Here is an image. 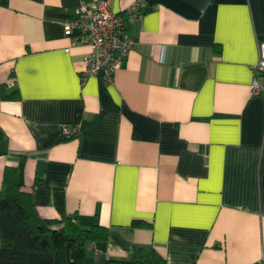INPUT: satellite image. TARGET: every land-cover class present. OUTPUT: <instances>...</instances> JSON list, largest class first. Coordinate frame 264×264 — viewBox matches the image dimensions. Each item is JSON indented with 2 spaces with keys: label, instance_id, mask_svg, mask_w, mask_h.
<instances>
[{
  "label": "crops",
  "instance_id": "1",
  "mask_svg": "<svg viewBox=\"0 0 264 264\" xmlns=\"http://www.w3.org/2000/svg\"><path fill=\"white\" fill-rule=\"evenodd\" d=\"M83 1L0 0V188L17 167L40 217L62 189L105 226L82 264H264V0H112L134 43L111 81L82 79L89 47L64 30Z\"/></svg>",
  "mask_w": 264,
  "mask_h": 264
},
{
  "label": "trees",
  "instance_id": "2",
  "mask_svg": "<svg viewBox=\"0 0 264 264\" xmlns=\"http://www.w3.org/2000/svg\"><path fill=\"white\" fill-rule=\"evenodd\" d=\"M16 91L2 94L16 98ZM3 132L0 129V141ZM53 203L61 217L44 219L35 209L30 192L21 188L17 167L6 166L0 188V264H82L88 243L107 237L105 226L82 228L65 213V194L53 191ZM106 264H164L151 251L145 261L132 256Z\"/></svg>",
  "mask_w": 264,
  "mask_h": 264
},
{
  "label": "built area",
  "instance_id": "3",
  "mask_svg": "<svg viewBox=\"0 0 264 264\" xmlns=\"http://www.w3.org/2000/svg\"><path fill=\"white\" fill-rule=\"evenodd\" d=\"M143 4L137 0L127 7L126 12H140ZM77 29L73 43L86 44L89 50L83 56L80 69L82 79L92 75H102L106 81L113 79L115 71L132 49L134 39L127 31L124 17L112 10V0H92L81 2L76 15L64 24L66 33ZM251 91L264 92V42L258 43V59L252 66ZM78 125H64L62 132L71 136L78 131Z\"/></svg>",
  "mask_w": 264,
  "mask_h": 264
}]
</instances>
